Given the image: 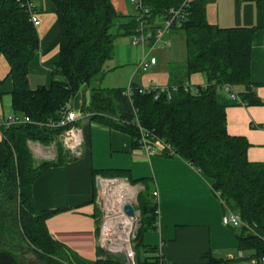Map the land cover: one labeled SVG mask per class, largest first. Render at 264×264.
<instances>
[{
	"label": "trees",
	"instance_id": "obj_1",
	"mask_svg": "<svg viewBox=\"0 0 264 264\" xmlns=\"http://www.w3.org/2000/svg\"><path fill=\"white\" fill-rule=\"evenodd\" d=\"M61 28L59 62L53 69L50 88L29 87V67L39 51L36 28L17 0H0V53L10 65L14 82L12 108L15 114L33 123L59 119L83 86L90 87L106 74L105 64L114 57L119 37L134 33L135 23H122L111 0H50ZM186 0H148L152 19L159 23L171 8ZM260 8L264 0H252ZM188 16L182 27L188 59L185 76L174 82L177 92L171 99L166 94L156 99L154 93L142 94L131 85L132 95L125 89H91L90 103L80 108L89 116L88 124L100 122L129 135L139 147V127L169 145L173 153L199 170L228 209L239 215L248 226L256 225L254 236L241 229L239 248L258 259L264 258V163H251L247 154L251 145L244 137L227 131V109L237 105L260 104L251 83L252 38L257 27L223 29L206 19V2H188ZM123 27L127 31L122 30ZM116 30V32L112 31ZM203 74L206 84L186 90L192 75ZM96 81V82H97ZM230 87L229 91L225 87ZM235 93L237 98H233ZM264 128V126L259 127ZM61 130L23 125L1 129L0 141V264H19L24 242L44 250L46 255H68V264H125L107 257L95 263L82 262L56 243L46 222L59 211H38L32 197V186L48 169L61 166L70 159L59 149L57 161L35 164L29 142L49 144ZM121 178V175L106 177ZM133 186L135 183H132ZM14 200H17L14 203ZM142 223L135 240V250L142 237L156 222L157 206L148 195L138 197ZM145 247L138 264H156L157 247ZM136 252V251H135ZM136 253V258H137ZM43 257V256H42ZM252 257V256H250ZM54 262V261H53ZM51 264V263H48ZM168 264H170L168 262ZM207 264H219L211 259Z\"/></svg>",
	"mask_w": 264,
	"mask_h": 264
},
{
	"label": "crops",
	"instance_id": "obj_2",
	"mask_svg": "<svg viewBox=\"0 0 264 264\" xmlns=\"http://www.w3.org/2000/svg\"><path fill=\"white\" fill-rule=\"evenodd\" d=\"M206 2V19L211 25L223 29L257 27L252 38L251 83L260 104L237 105L227 109V131L231 136L244 137L251 147L248 160L264 163V4L260 8L252 0H189ZM122 23L127 25L132 12L131 0H111ZM36 28L39 51L29 67V87L50 88L53 69L60 58L61 28L56 8L50 0H39ZM127 31L126 27L122 28ZM128 32V31H127ZM133 34L119 37L115 43L116 65L110 87L104 89H128L132 84L143 88L151 81L160 86L174 85L185 76L188 59L184 34L173 30L164 37V43L154 52L157 64L147 72L138 71L144 53L133 44ZM137 48V49H135ZM10 65L0 53V126L5 118L15 114L12 108L14 82L9 76ZM190 85L203 86V74L192 75ZM84 103L72 108L80 111ZM84 156L68 160L61 166L48 169L32 186V197L41 212L59 211L46 222L51 238L82 262L95 263L107 260L99 244V227L102 211L99 207L98 179L121 175L135 183L142 196L152 198L158 193L160 244L156 255H162L170 264H207L211 259L219 264H242L239 259L241 229L223 225L227 206L218 197L208 180L199 170L176 154L158 153L148 157L134 147L129 135L92 121L84 126ZM0 134V141H1ZM28 144H31L29 142ZM139 204V202H138ZM156 230L155 223L148 230ZM157 235H154V237ZM151 238V240H155ZM159 237V236H158ZM144 244V234L142 237ZM146 249V248H145ZM145 249L144 255L145 256ZM244 255V253H243ZM123 262L122 258H119Z\"/></svg>",
	"mask_w": 264,
	"mask_h": 264
},
{
	"label": "built area",
	"instance_id": "obj_3",
	"mask_svg": "<svg viewBox=\"0 0 264 264\" xmlns=\"http://www.w3.org/2000/svg\"><path fill=\"white\" fill-rule=\"evenodd\" d=\"M148 0H131L133 6L132 12L129 15V19L135 23V30L133 34V44L143 49L144 53L141 57L138 65V71L147 72L151 67L157 64V59L154 57V52L158 45L164 43V37L169 35L173 30L180 29L188 16L187 7L189 0H186L180 7L171 8L166 12L165 18H162L159 22H155L152 19V14ZM20 7L26 11L29 16V21L34 28L40 26V20L38 17V2L39 0H17ZM186 90H194L193 86L187 83L185 85ZM178 87L173 86H160L156 81H151L148 87L140 88L139 92L142 94L154 93L156 99L162 94H166L171 99L172 94L177 92ZM226 91L230 90V87H225ZM132 91L130 87L126 90L128 98ZM233 98H237L236 94H232ZM89 116L83 115L80 111H76L71 107V103L67 105L58 120L50 121L44 124L33 123L30 118L20 116L17 114H11L4 119L0 126L1 129H12L23 125H36L40 128H47L50 130H61V134L58 136L66 151L70 152L71 159H79L84 156L85 139L83 135L84 126L88 124ZM141 133V139L139 147L137 149L151 156L158 153H170L174 154L172 148L156 139L153 135L139 127ZM264 129V128H263ZM100 183L104 182L102 178H99ZM105 182H113L105 180ZM153 201L158 204V193L153 192ZM136 199V197H135ZM132 201V200H131ZM130 204L134 211L135 216L129 217L124 212L122 216L117 214L112 216L108 220V216L102 217V222L99 227V244L103 249L107 257H113L115 259L122 258L125 264H137L136 252H135V240L137 233L141 227L142 217L141 211L138 208V202L134 205ZM125 204V205H126ZM123 205V210L124 206ZM103 213V212H102ZM108 215V214H107ZM156 222L155 228L159 229V211L155 212ZM125 218V221H123ZM223 225L231 229H246V231L254 236H258L255 232L256 225L248 226L242 221L238 214L232 210H226L222 219ZM120 255V256H119ZM156 264H168V261L160 254L156 255ZM239 259H245L242 252L239 254ZM242 264H264V258L258 259L257 257H249Z\"/></svg>",
	"mask_w": 264,
	"mask_h": 264
},
{
	"label": "rangeland",
	"instance_id": "obj_4",
	"mask_svg": "<svg viewBox=\"0 0 264 264\" xmlns=\"http://www.w3.org/2000/svg\"><path fill=\"white\" fill-rule=\"evenodd\" d=\"M113 32H116V30L113 29L112 33ZM135 49H137V48H135ZM113 59L108 61L105 64L104 71H106V74L100 81L95 80L90 85V87L83 86L81 88L80 92L74 98L75 106H76V104L79 103V100L81 97L83 98L84 102H86L87 104L90 103V98H91L90 92H91V89L93 87L102 86L105 88V87L111 86L108 84L112 83V81H111L112 79L114 80V78H113L114 74L112 71H109V67L116 65L115 64L116 60H113ZM72 105H73V101L71 102V107H72ZM28 146H29V149L33 155L34 160H35V164H37V165H40L44 162L57 161L60 148H61L60 150H62V152L71 159L70 152H68L64 149L63 144H62V142L58 136L55 139H53L49 144H43L41 142H31V144H28ZM102 180L104 182H105V180L117 181L118 183L124 184L123 186L113 187L110 189L109 188L105 189V187L101 183H100V186H98V189L100 192L98 202H99V207H100L101 211L103 212L102 217H103V215H104V217L108 216V220H109L112 216H115L118 212L116 205H115V200L118 203L119 194L126 187L131 186L130 188H132L134 186H133L132 182H129L126 180V177H121V178L117 177V178H113V179H108V178L103 177ZM107 184H106V186H107ZM132 189L137 190V186H136V188H132ZM139 192H137V194H135L136 199H133L131 201V203L133 205L138 202V197L140 195ZM135 193H136V191H135ZM144 196L147 197L148 194L145 193ZM113 197H115V200L113 199ZM16 202H17V200H14V203H16ZM118 206L121 207V205L119 203H118ZM138 208L140 209L139 204H138ZM141 217H142V214H141ZM101 222H102V219H101ZM158 231L159 230H157V231L156 230L145 231V233H144V244L145 245H143V246H146V245L155 246L157 244H160V235H159ZM154 235H157V237L155 236L156 239L151 240V238H155ZM27 245H28V249L26 251H24V254H22L21 256H18V258H17L19 264H48V263H51V264H68V262H69L68 261V258H69L68 255H62L63 254L62 253V254H58L57 256H49V255H46L44 250L41 251L38 248H35L33 245H30L28 243L26 244L24 242V246L27 247ZM143 246H140L138 250H135L136 253L138 254L137 258H136L137 264H138V260H137L138 256L140 258H143L144 249H145V247H143ZM243 253H244L245 258L254 255L250 252H245V251H243Z\"/></svg>",
	"mask_w": 264,
	"mask_h": 264
},
{
	"label": "bare ground",
	"instance_id": "obj_5",
	"mask_svg": "<svg viewBox=\"0 0 264 264\" xmlns=\"http://www.w3.org/2000/svg\"><path fill=\"white\" fill-rule=\"evenodd\" d=\"M108 183V184H107ZM105 189L107 188H113V187H119V186H123L124 184L123 183H118L117 181H113V182H102L101 183ZM107 184V186H106ZM131 187V186H130ZM126 187L118 196V203L121 205V207L118 206V203L117 201L115 200V197H113V199L115 200V205H116V208H117V211H118V214H120L122 216V214L124 213L123 211V205H125L126 203H130L131 200L135 199L137 192L138 190H134L132 188H135V187ZM136 191V193H135ZM123 217V216H122ZM123 221H125V218H123Z\"/></svg>",
	"mask_w": 264,
	"mask_h": 264
},
{
	"label": "water",
	"instance_id": "obj_6",
	"mask_svg": "<svg viewBox=\"0 0 264 264\" xmlns=\"http://www.w3.org/2000/svg\"><path fill=\"white\" fill-rule=\"evenodd\" d=\"M98 186H100V182L99 181H98ZM124 212L129 217H134L135 216V211H134L133 207L130 204H126L124 206ZM15 248H16V250L21 251L22 253H24V251H25L24 247H22V246H17Z\"/></svg>",
	"mask_w": 264,
	"mask_h": 264
}]
</instances>
